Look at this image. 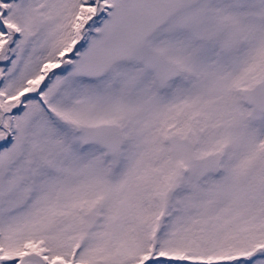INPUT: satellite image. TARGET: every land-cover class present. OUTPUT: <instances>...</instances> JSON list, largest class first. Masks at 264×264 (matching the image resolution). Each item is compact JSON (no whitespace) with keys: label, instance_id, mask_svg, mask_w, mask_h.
<instances>
[{"label":"snow or ice","instance_id":"snow-or-ice-1","mask_svg":"<svg viewBox=\"0 0 264 264\" xmlns=\"http://www.w3.org/2000/svg\"><path fill=\"white\" fill-rule=\"evenodd\" d=\"M0 264H264V0H0Z\"/></svg>","mask_w":264,"mask_h":264}]
</instances>
